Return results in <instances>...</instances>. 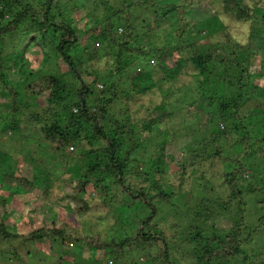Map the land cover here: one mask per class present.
I'll list each match as a JSON object with an SVG mask.
<instances>
[{"label": "trees", "instance_id": "trees-1", "mask_svg": "<svg viewBox=\"0 0 264 264\" xmlns=\"http://www.w3.org/2000/svg\"><path fill=\"white\" fill-rule=\"evenodd\" d=\"M259 4V0H252L251 6L245 0L218 4L214 0H0L1 133L20 137L26 144L30 138L23 124L38 125L39 135H32V144L45 146L52 163L56 156L59 161L86 163L84 172L68 168L53 182L64 190L70 220L62 225L50 220L36 228L30 219L15 224L8 207L18 194L45 201L49 189L42 190L43 181L32 174L30 153L25 160L23 149L12 156L0 150V245L11 248L14 256L11 241L16 239L30 246L67 248L66 227L75 226L70 222L88 220L93 232L110 221L107 230L72 240L89 251L109 253L116 264L126 253L136 257L131 264H264V260L253 262L246 248L264 231V182L257 183L264 175V4ZM226 19L247 24L244 43L233 41ZM22 35L28 36L27 42L3 57L7 40ZM27 43L41 47L46 58L50 52L56 54L66 70L36 77L24 61ZM99 43L115 50L102 64ZM10 75L17 76L16 83L8 79ZM155 91L160 103L154 110L147 107L137 119L131 103ZM155 112L160 115L154 116ZM177 112L196 119L197 130L192 132L198 138L191 135L197 139L191 158L169 181L163 168L166 144L176 134L169 133L167 121ZM151 136L161 139L153 147L155 156L143 144ZM231 148L238 153L234 155ZM75 149L83 154L75 156ZM213 161L225 166L217 195L197 199L199 203L179 196L188 174L197 171L202 176L203 165ZM131 173L138 180L132 182ZM155 175L159 182L148 179ZM107 180L109 187L104 184ZM202 188L207 193V185ZM245 194L254 196L260 206L261 214L252 226L245 224ZM175 197L182 198L175 200L185 206V214L193 211V223L203 218L208 223L207 217L217 208L230 214L233 224L212 230L210 236L196 230L184 247L176 242L177 225L171 227L175 235L168 236L156 221L162 213L161 222L169 225L168 219L173 222L182 215ZM169 207L178 211L168 216ZM124 215L134 227V236L122 241L106 236L115 226L118 230ZM261 236L264 243L262 232ZM125 245L129 251H123ZM56 260L63 264L60 257Z\"/></svg>", "mask_w": 264, "mask_h": 264}, {"label": "rangeland", "instance_id": "rangeland-1", "mask_svg": "<svg viewBox=\"0 0 264 264\" xmlns=\"http://www.w3.org/2000/svg\"><path fill=\"white\" fill-rule=\"evenodd\" d=\"M216 4L219 3V0H214ZM245 3L247 5H252V0H245ZM259 5L264 4V0H259ZM208 16V12L204 17ZM225 16L222 14L221 17ZM194 17V16H193ZM225 24L227 25L229 31L234 36L233 41H238L241 43H244L247 35H248V26L247 24L243 22H237V21H230L229 19H226ZM117 33L122 35L123 30L122 28L117 29ZM19 37V36H18ZM17 36L13 41L7 40L6 45L4 46V51L2 56L7 57L13 53L16 52V47L18 45L26 43L28 40L27 35H22V38H18ZM48 43V41H47ZM99 48L98 52V59H100V63H106V60L108 59V56L111 55L110 53L115 51L114 49H109L110 45L106 43L105 45L100 43L98 46ZM25 52V64L26 67H28V71H33V69L36 71L35 76L38 77L40 75H43L45 73L58 75L61 71H65L62 62L58 60L56 54H49L48 58L45 57L43 53V49L39 46L33 45L32 43H27V48ZM84 56L81 57L83 59ZM10 63V62H9ZM258 66L255 68L253 67L252 70H257ZM26 74L21 75L20 77H25ZM12 83H16L17 76L10 75L8 78ZM98 85H102V83H98ZM100 87V86H99ZM196 91V89H194ZM197 94V93H196ZM136 104L131 103V108L133 111V115L135 114V117L139 119L140 116H144L145 111L147 107H151L152 110L155 109V107L160 103L161 97L158 92H150L144 97H135ZM134 102V101H133ZM138 109H142L143 111L139 114L137 112ZM135 112V113H134ZM156 113V114H155ZM153 113L154 116H159L160 113L155 112ZM163 114V113H162ZM196 119L192 116V118H188L187 114H184V112H177L174 115V118L172 120L167 121V126L169 129V133H175L176 138L172 141L166 144V162L163 166L165 174L164 179H168L170 181V178L173 179L174 173L178 170L180 166H184L188 164V161L191 158V154L193 152L192 148L195 144L196 138L192 137L191 135H196V133L192 131H196L197 128ZM26 126L28 131L25 133L30 138L29 142L26 144L21 143L20 137L17 136H10L8 134H2L0 131V150L8 155H15L17 151L20 149L22 150V155L25 156V160L27 159L28 153L31 154L30 162L32 163L33 169L32 174H35L38 176V179H41L43 181V186H41L42 190L49 189L47 199L45 201H36V200H30V198L25 194H18L17 199L13 200L8 207V216L12 219V221L15 222V224H19L20 222H23L25 219H30L33 223V226L36 228L42 227L44 222H48L50 220H54L58 225H62V222H66L70 220V217L67 215L66 206H65V195L64 190L62 188H59L53 182L56 181V179L61 176L68 168L74 169L77 167L82 172L85 171V162L73 159L72 162H65V160H60L58 156H56L55 162L52 163L50 160V154H48V151L46 150L45 146H36L32 144L31 137L32 135H35L36 138L39 135V126H35V128L32 127L30 124H23V126ZM34 130V131H32ZM198 138V135H196ZM159 137H149L146 140L143 141L144 147L151 148V153L154 154V145H156L158 142H160ZM35 143V142H33ZM31 144V145H30ZM222 148L225 149L226 145L222 144ZM71 149L69 148L68 151ZM231 152L236 155L238 151L235 149H230ZM74 155H82L83 153L81 151H77L76 149L73 151ZM227 154L224 153L223 156L225 157ZM74 156V157H75ZM7 165L3 164V166ZM135 167V165H132V168ZM223 164L217 161H213L211 164L205 163L203 165V170L200 175L199 172L195 171L196 173H189L188 178L186 179L184 183V187L180 190L178 193L179 196L186 197L190 199V201L193 203H199L197 199H203V198H211L213 196L217 195L218 187L219 185H222V177H220L221 174L224 175V169ZM2 170V168H0ZM232 170L231 167H228V171ZM132 171V170H131ZM144 171L142 169H139V173H143ZM132 173H134L132 171ZM131 173V174H132ZM46 175V177H45ZM170 175V176H169ZM145 176V175H144ZM132 182L138 180L136 177H133L132 174ZM219 178V179H218ZM244 178H246V175H244ZM150 181L159 182L160 177L159 175L155 176H149L148 178ZM260 180L264 182V175L262 178L257 180L258 184H261ZM173 182V180L171 181ZM105 187H109V180L106 181ZM207 185V193H204V190L202 186ZM51 186V188H50ZM262 186V185H261ZM259 187V186H258ZM257 187V188H258ZM263 187V186H262ZM113 194L115 191L113 188L109 189ZM210 190H213L211 192ZM245 202H246V209H245V224L248 226H252L256 224V221L258 217L261 214V211L259 212V207L256 204V200L254 199V196H246ZM111 196V195H110ZM99 198V196H98ZM101 198V197H100ZM99 198V199H100ZM258 198H261V195L258 194ZM175 199H182L175 197L174 203L178 205V210L181 212L182 215L178 216V218L175 217V220L172 222L168 219L170 222L169 225L163 224L161 222L160 218H162V213L159 215L158 219L156 218L157 225L160 227L162 231L166 235L174 234V231L178 233L176 235V242L180 243V245H183L186 247V243L190 240V234L194 235L196 230H202L205 232V235L210 236L212 230L220 228V229H228L230 225L233 224V217L230 214H224L222 211L218 210L217 208H214V214L207 217V221H204L203 219H200L198 222H192L194 218L193 211L185 214V206H180L179 201ZM196 199V200H194ZM184 200V199H183ZM216 200V199H215ZM101 201V200H100ZM115 203H120V200L115 199ZM158 205V203H157ZM161 207V205H160ZM101 210H103L101 208ZM176 209L173 210L172 207H169L166 211V214L168 216H173L175 211H178ZM130 215L133 214V210H128ZM110 216H114V214L109 211ZM123 218H125L123 220ZM122 222L119 224L118 230H115L116 226L114 227L112 234H105L106 236H112L117 241H122L125 238H132L134 227H131V221L127 216H123ZM93 221V220H92ZM135 221V220H134ZM190 221L192 222V225H190ZM75 226L68 225L66 227L67 232V238L66 242H70L69 246L67 248H60L57 246H49V245H37V246H30L22 243L20 240H12L11 244L13 247V250H16V256L13 255L12 250L8 249L4 243L0 245V264H58L56 258L60 257L63 261V264H116L111 257V255L107 252H94L89 251L80 243L74 242L72 239L74 238H81L84 235H91L94 233L99 232L100 230H107L111 222H106L105 226L103 228H95L92 232L89 221L85 220V222H79L73 223ZM177 225L178 227H174V231L171 228L172 225ZM175 228H178L175 229ZM117 229V228H116ZM115 231H118V234H114ZM261 232L264 235V231H260L256 237L252 239L247 245V251L248 255H251V260L253 262H262L264 260V243L263 236H261ZM111 233V231L109 232ZM100 234H103V232H100ZM104 235V234H103ZM104 235V236H105ZM175 235V234H174ZM132 244V243H130ZM130 248L128 245H125L123 247V251H129ZM255 252L258 254H255ZM252 253L254 256H252ZM127 257V258H126ZM126 257H124L120 264H131V262L134 261L136 258L135 256H129L128 253H126ZM17 258V259H16ZM10 259V260H9ZM140 261L143 260V257L139 259ZM119 264V263H118Z\"/></svg>", "mask_w": 264, "mask_h": 264}, {"label": "built area", "instance_id": "built-area-1", "mask_svg": "<svg viewBox=\"0 0 264 264\" xmlns=\"http://www.w3.org/2000/svg\"><path fill=\"white\" fill-rule=\"evenodd\" d=\"M100 85H98V88H101V86L99 87Z\"/></svg>", "mask_w": 264, "mask_h": 264}]
</instances>
